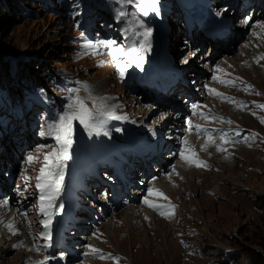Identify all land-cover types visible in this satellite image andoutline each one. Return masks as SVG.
Returning a JSON list of instances; mask_svg holds the SVG:
<instances>
[{"label":"rangeland","instance_id":"374dc122","mask_svg":"<svg viewBox=\"0 0 264 264\" xmlns=\"http://www.w3.org/2000/svg\"><path fill=\"white\" fill-rule=\"evenodd\" d=\"M75 1L76 3L74 0H62L59 4L57 0H32L29 11H26L29 13H23L21 18L13 19L6 29L0 24V62L2 71L7 72L3 74V83L14 89L17 97L21 96V90L14 84L17 83V79L20 81L22 76L30 77L34 84L40 83L45 90L40 96L23 97L15 106L9 103L5 91L0 87V179L4 184L6 179H10L11 192L6 196L10 199L11 194L13 196L15 193V198L22 201L14 216L15 219L22 221V226L26 227L28 232H36L35 239L30 236L25 239L30 259L33 258L34 252L40 255V260L44 258L47 241L36 239L42 238L40 233L44 231L41 221L49 218L39 210L41 193L37 188L36 178L40 175L42 167L47 172L46 165L52 163L51 160L45 161V156L59 147L52 136H41L40 133L47 131V126L57 119L68 102L70 94L68 90L80 89L78 95L86 98L89 92L81 87L82 84L94 88L97 83H102V90L93 89L91 94L98 98H110L106 101L109 109L120 100L126 99L128 104L139 106L143 105V100L150 98L149 93L144 98L140 97L141 92H147L148 89L142 87V91L139 92L137 89L139 86L127 84L126 79L138 73V66L129 62L126 56L119 57V60L128 64L126 69L129 76L123 80L118 74L116 85L113 72L118 66L112 63L113 60L107 55L110 49L99 47L95 54L93 52L81 54V32L94 43L112 40L119 45L126 33L130 35L129 30L125 32L129 26L136 32L135 34L145 29L156 31L159 40L163 41V38L174 34L180 35L183 25V18L178 17L183 13L182 9L176 6L177 1L175 5L174 0H169L172 1L173 7L169 6L168 0H158V13L149 12L146 16L139 13L134 5H126L124 10L129 15L121 20L115 18L116 9L121 7L119 0ZM181 1L185 4L187 0ZM102 2H106V5ZM83 6L85 8L82 13L80 10ZM131 13H136L143 26L133 19ZM256 17L257 15L254 20L248 17L249 20L242 19L238 22L241 38L239 37L240 40L238 39L235 44L233 52L230 50L229 55L220 56L213 64L210 63L207 69L205 64L196 63L195 58L191 59L190 53L185 49L176 51V56L190 69L184 70L196 69L200 74H206V78L200 80L199 95L202 100L198 99L192 106L186 105L182 117L183 123L190 122L193 126L188 131L192 133L191 143H184L185 133L180 134L177 141L166 142L172 143L170 151H175L176 156L170 164L171 169L164 175L172 174L176 165L183 166L180 171H186L187 174H180L172 185L167 184L157 193L152 187H145L135 207L141 211L137 215L138 218L132 221L131 229H128V225L125 226L127 223L124 217L129 206L122 212L105 206L103 210H96L94 220L98 219L96 215L102 218L97 220L95 225L89 227L87 222L82 225L76 224L75 226L81 228L86 226L81 229L84 232H78L80 237L76 238V235L70 239L68 238L74 235L66 234L65 243L72 247L76 245V248L79 246L78 264H264V123H261L260 119L264 117V109L258 107L264 105V58H261L264 57V42L258 40V36L264 37V28L257 26L264 24V19L260 16L257 21ZM117 44L113 48L118 46ZM149 45L131 47L129 50L134 48L138 54L136 58L142 57L145 62L151 54L148 53ZM125 46L127 45L124 41V49ZM261 61L263 65L258 63ZM132 65L137 67L134 73L131 72ZM41 66L52 71L46 80L37 69ZM190 74L192 73H187V77ZM248 85H251V88ZM123 89L125 97L122 98ZM126 90L129 93H126ZM130 91L138 99L141 98L139 102L135 97H130ZM217 92L224 97L234 98L235 102L218 97ZM87 103L89 107L92 106V101L89 100ZM194 105L197 106L195 109ZM151 110L148 105L146 111L149 113ZM194 110L199 114L191 118ZM24 115L25 125L22 127ZM120 117L129 120L125 113H121ZM154 117L156 132L160 120L165 115L158 113ZM220 117L223 120L219 119ZM196 126L201 127L199 135L195 130ZM213 130H217L214 135ZM87 131L83 125L73 122L72 144L68 154L80 149L82 145L80 142L88 136ZM237 132L240 133L239 136L236 135ZM222 134L224 139H221ZM171 135L175 133L167 136ZM245 137L247 142L244 140ZM208 141L211 143L210 147L206 146ZM217 146L227 150L214 154L213 149ZM163 153L165 156L169 155L168 151ZM181 153L184 159L181 158ZM29 155L34 157L32 162L28 161ZM196 161H203L208 167H198ZM71 162L77 164L79 159L70 157L66 164L63 163L64 180L61 182V188L64 185V189L58 199L59 202L63 200L66 188L81 189L74 181L82 178L81 176L69 174L73 180L69 176L66 179L69 170L71 172ZM83 162L88 169L99 165L108 172L106 164H95L88 158ZM104 176L105 174L101 177ZM135 177L141 184L142 181L137 174ZM88 179L92 180L90 176ZM105 189L104 193L107 186ZM149 189L153 190L152 195H149ZM33 191L36 198L31 197ZM77 193L80 194L79 190ZM122 195H126L125 191ZM146 198L150 204L160 206V211L145 204ZM68 199L66 209L62 207L61 212H58L59 204H56V201L54 207L46 208L55 226L50 229V222L49 231L52 237L56 238L53 239L54 242L60 239L55 235L71 221L68 218L69 209L75 206L76 202ZM76 199L79 205L83 207L90 205L94 208L91 203L89 204L88 198L78 195ZM28 201H31L29 205H33L29 209ZM44 203L47 205V199ZM173 205L174 209L171 207ZM161 212L165 215H161ZM81 215L83 214H76ZM168 215L172 218H166ZM116 216L118 218L110 222V219ZM108 222L111 223L109 227ZM75 238L82 242L79 244ZM1 239L3 238H0V241ZM16 241L17 237H12L0 245V264H17L16 251L22 250V246L14 247ZM22 243L23 241L19 245ZM33 246H39L40 250ZM93 249H98L99 253L94 254ZM101 255L105 258L101 259ZM109 255L111 259L108 258ZM54 258L58 263L69 264L70 260L76 257L71 254L62 257L58 250ZM26 262L27 259L24 263Z\"/></svg>","mask_w":264,"mask_h":264},{"label":"bare ground","instance_id":"6f19581e","mask_svg":"<svg viewBox=\"0 0 264 264\" xmlns=\"http://www.w3.org/2000/svg\"><path fill=\"white\" fill-rule=\"evenodd\" d=\"M199 1H201V2L198 3L195 0H192L191 2H189L188 5H190V7H189L186 14L195 13L196 15H200L203 17L204 14L207 13L206 12V6H205V4L202 3V0H199ZM167 3L169 4L170 7H173L172 1L168 0ZM181 9H182V7H181ZM181 12H183V10H181ZM183 15L185 16V14H183ZM211 16H212V14L210 13L207 16H204V18L208 19ZM259 18H260V15H257L256 20L258 21ZM185 19L187 20V17H185ZM255 27H256V25H255ZM145 30H140L139 32H137V34H135L136 32H134V30L129 26L130 35L131 36L135 35V37H130L129 33H126L124 40L120 41L119 45L117 44V42H115V44L112 47H114L116 44L118 46L123 47L124 41H125L126 45H127V46H125V51H128L129 48H131V47H137V46L140 47V46H145V45H149L152 43V45H149L150 49L148 51V53L151 52V54L147 57V59L145 60L144 63L146 66L153 64L154 62H156L157 58H160L162 56V52H160L158 50V47H160L161 41L159 40L158 33L156 31L151 30V35L146 36V35H144ZM122 34L125 35V32H123ZM258 40H260L261 42H264V37L261 38L258 36ZM109 41H112V40H109ZM249 45H250V43H249ZM161 46H164V43H161ZM180 50H183V49H180ZM137 56H138V54H137ZM171 56H174V55L171 54ZM143 61H144V59H142V62ZM262 62L263 61L258 62V63L263 65ZM112 63H115L117 65V63L115 61H113ZM163 65L164 64H162V63H159V62L157 63L156 68L158 69V74H157L156 78L152 81L151 88L148 89L146 87V89H148V93H149L150 97L151 96H157V94H160V92L162 91V88H163V86H162L163 77L166 75H169V74L171 75L173 73L172 67L165 68ZM173 66H174V68L179 67V66L180 67L184 66L186 68V70H190L188 65H186V63H183L182 60L180 58H178L176 55H175V61L173 62ZM132 69L133 70H131V72L134 73V71H136L137 67L134 65ZM194 71H196V70L191 71V73H193ZM118 74H119L118 70H115L113 72L114 82L116 85H117L116 80H118V78H119ZM128 76H129V72L126 69L125 73H124V77L122 79L124 80ZM205 76H206V74L203 75V78ZM135 77H137V74H134L132 76V78H135ZM126 81H127V84H131L130 82H132V80H130V82H129V78H127ZM135 86H143V85L141 84V82H139V84L137 82H135ZM89 88H90L91 92H93V89L100 91V90H102V83H97L94 86V88L93 87H89ZM126 93H129V91L126 90ZM99 95L100 94L98 93L97 96H99ZM123 97H125V90L123 92L122 98ZM119 103L122 105H120ZM114 106L115 107H112L110 110L115 117H119V118H110V117L105 118V123L101 127V129L99 130V133L92 132L91 134H89V131H87L88 136H86L84 141L80 142V144H82L80 149L69 154L70 157H77L79 159V163H77V164L74 162H71V166H70V168H71L70 174L71 175L81 176V177H83L85 175L86 167L84 166L83 161L86 158L90 159V161L94 162L95 164H103V165L106 164L105 167H108V165H107L108 161L107 160L112 153L117 152V150L122 148L123 146H128V147L129 146H135L137 144H140V142H145L147 138L151 137L154 134L155 128H154L153 119L154 118L156 119V117H154V115L157 112L150 111L148 113L146 111V109H147L146 104L139 105V106L133 105V104H128L126 102V99H125V100H120ZM183 112H184V110H183ZM121 113H125L127 118H129V120L126 118L120 117ZM198 114H199V112L194 110L191 114V118L197 116ZM182 117L183 116H180V117H177L175 119L174 126L176 128V131L173 132V133H175V135L167 136V138L162 139L163 142H161V143L159 142V144L157 145L158 148L159 147L162 148L163 152L168 151V153H169L168 156L163 157L164 161L160 165L159 171H157L158 175L151 176L148 168L144 167V169L146 170V173H145V177L141 178V181H142L141 182V188L144 189L145 187H152L154 192L157 193L160 189L167 186V184L171 183V185H172L174 180L178 179V176L180 174H184L186 172V171H183V172L180 171L183 168V166L176 165L175 168L171 172L172 174L164 175V173H166L167 171H169L171 169L170 164L173 161L174 157L176 156L175 151H170V149L172 147V143H168V144H170V146L166 149L164 146V145H166V142L168 140L169 141H173V140L177 141V139L179 138L178 134H184L185 133L184 141H185V139H187V141H188L187 144L191 143L190 139H192L191 138L192 133H189L188 131H189V129H192L193 126L190 122H184L183 123ZM169 120H172L171 116H168L167 119H165L164 123L169 124L168 123ZM222 129L223 128H219V130H222ZM195 130H197L196 127H195ZM105 133H107V134H105ZM215 133H217V130H213L212 134L214 135ZM159 135L162 136L161 134H159ZM205 142H207V141H205ZM209 144H211V143L208 141V143H206V146L210 147ZM213 152H214V154L218 153L217 148H214ZM130 157H133V156L130 155ZM65 162H66V160L63 161L62 163H65ZM140 166L141 165L139 163H135V167L137 169H140ZM135 174H137V173H135ZM186 174L187 173H185L184 175H186ZM71 175H69V177H72ZM62 180H64V179L62 178ZM32 194H33V196H31V197L36 198V196H35L36 193L34 191L32 192ZM134 195H136V197L139 198V195L137 196L136 192H134ZM118 198H119L118 202H119L120 212H122L123 209L126 208V205L125 204L123 205L121 203V201H123L125 199V196L121 195ZM7 200H8V198L5 200L0 199V238H3L0 241L1 242L0 245L3 242L10 240L12 237H17V241L15 242L14 245H19V243L21 241H23L22 250L16 251V256L18 258V262H16L17 264H36L37 261H42L39 259L40 255L35 254V252L33 254V258L32 259L29 258L28 253L30 251L26 245L25 239H27L29 236L32 239L33 238L35 239L36 235H34V233L36 234V232L35 231L33 233L28 232V230H26V227L22 226V222H20L18 219H15V217H13V214H15L17 212V205H15L14 209H11L8 205ZM11 200L13 202L17 199L13 195L11 197ZM19 205H20V203H19ZM140 211H141L140 208H134L133 206L128 207L126 213L124 214V217L126 219L125 223H127V224H125V226L128 225V229L133 228V226L131 225L132 221H134L135 218H138L137 215L140 213ZM119 215H121V213ZM118 216L112 217L110 219V222H112L114 219H117ZM110 222H108V227L111 224ZM122 222H123V219H122ZM9 224L13 225L14 230L17 231L18 234H13V231L9 230V228H8ZM54 227L55 226L53 225V222H51V228L50 229H53ZM35 229H36V226H35ZM40 239L41 238H38L36 240L39 241ZM53 239H56V238L51 237V240H53ZM23 255L26 256V258ZM19 258L21 260H19ZM26 259H27V262L24 263ZM3 262H5V261H3ZM47 264H57V263L55 262L54 259H52V260L49 259L47 261Z\"/></svg>","mask_w":264,"mask_h":264},{"label":"snow or ice","instance_id":"6c2138e0","mask_svg":"<svg viewBox=\"0 0 264 264\" xmlns=\"http://www.w3.org/2000/svg\"><path fill=\"white\" fill-rule=\"evenodd\" d=\"M121 7L116 9L115 18L117 20H121L129 15L127 11L124 10L126 5L132 4L134 5L139 13L143 14L144 16L148 15L149 12H156L158 13V0H119ZM134 20L137 23L143 26L142 21L139 17L136 16V13H131ZM258 27L264 28V24L257 25ZM129 29H125L127 32ZM144 35L150 36L151 30L146 29ZM81 39H82V53L87 54L88 52H93L94 54L97 52L99 47H106L110 49L107 53L108 56L111 57L113 61L117 63L118 66V73L121 78L124 77L125 69L128 67L127 63H122L119 60V57H127V60L131 63H135L137 66H141L142 64V57L137 59V52L134 48L125 51V49L121 46H117L113 48L112 46L115 44V41H107V42H93L84 32H81ZM264 58V57H261ZM187 62V61H185ZM103 63V61L101 62ZM221 83H229L226 81H220ZM81 87L89 92V95L86 98H82L78 95L80 89H69V96L67 98L68 102L63 107L62 111L59 113L57 119L47 126V131H42L40 133L41 136L50 135L52 136L59 146L56 149H53L49 154L45 156V161L51 160V165H46L47 173L44 167L40 169V175L36 178L37 179V188L40 189V212L44 215L48 216L49 218L46 220L41 221L44 227V231L40 233V237L44 238L48 243L45 247H51V236L49 231V225L51 222V214L46 211L47 209H51L54 207V201L57 199L60 191H61V182L63 178V161L69 159L68 149L72 144V134H73V122H78L80 125H83L88 131L89 134L92 132L99 133V130L105 123V118H119L115 117L109 107L106 104V101L110 98L108 97H95L91 94L90 88L87 84H82ZM251 88V85H248ZM215 90H210V92H214ZM218 97L229 99V102H235L234 98H227L224 97L221 93H216ZM92 101V106L89 107L87 101ZM242 104V102H241ZM115 107V106H113ZM194 109L197 106H193ZM258 107L264 109V105H259ZM213 119H217L213 117ZM219 119L223 120L222 117ZM261 123H264V117H261ZM228 123H232L231 121H227ZM197 134H201V129L199 126H196ZM107 134V133H105ZM237 136L240 135L239 132L236 133ZM258 135V134H253ZM221 139H224V135H221ZM245 142H247V137L244 138ZM228 142V141H225ZM185 144L188 143L187 139L184 141ZM227 149L220 148L217 146V151H226ZM181 158L184 159L183 153H181ZM34 159L33 156H28V161L32 162ZM198 167L204 166L208 167V165L203 161H196L195 162ZM153 194V190L149 189V195ZM159 195H163V193H159ZM47 198V205H45L44 201ZM165 199H167L165 197ZM145 204H148L150 207H153L156 211H160V206L150 204L147 198L145 199ZM59 207H63L60 205ZM173 209L175 206H171ZM161 215H165L164 212L160 213ZM166 218H172L171 215H168ZM10 231H13V234H18L17 231L14 230L12 224L8 225ZM21 245H14V247H20ZM91 247V246H89ZM39 249V246L37 247ZM94 254L99 253L98 249L92 250ZM101 259L105 258L103 255L100 256ZM111 259L112 257L109 255L108 257ZM50 259L49 256H44L42 261H37L36 264H47V261Z\"/></svg>","mask_w":264,"mask_h":264},{"label":"trees","instance_id":"16d2710c","mask_svg":"<svg viewBox=\"0 0 264 264\" xmlns=\"http://www.w3.org/2000/svg\"><path fill=\"white\" fill-rule=\"evenodd\" d=\"M32 0H0V24L1 26L6 29L9 25V23L16 18H21L23 13H29L26 12L29 11V6L31 4ZM60 1V2H59ZM57 2L60 4L62 0H57ZM76 3V1L74 0ZM33 13V12H31ZM7 68V67H5ZM39 70V73L41 74L43 79H47L48 76L51 74V70L48 69V67H37ZM2 64L0 62V87L3 91H5L6 96L8 97L7 100L10 104L13 103V105H18L19 100H22V98H27L25 96H40L45 93L44 86L37 82V84L32 83L33 80L30 79V77L22 76L21 80L17 83L15 82V86H19V89L21 90V96L17 97V93L14 89H11L8 87V85L4 84L2 81L3 74H7V72L2 71ZM24 94V95H22ZM18 98V99H17Z\"/></svg>","mask_w":264,"mask_h":264}]
</instances>
